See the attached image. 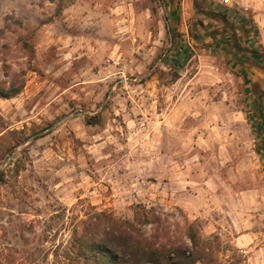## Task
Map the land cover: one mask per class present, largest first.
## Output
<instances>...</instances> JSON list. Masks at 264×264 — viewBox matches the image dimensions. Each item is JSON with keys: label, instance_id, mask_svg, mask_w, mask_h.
Returning a JSON list of instances; mask_svg holds the SVG:
<instances>
[{"label": "rangeland", "instance_id": "obj_1", "mask_svg": "<svg viewBox=\"0 0 264 264\" xmlns=\"http://www.w3.org/2000/svg\"><path fill=\"white\" fill-rule=\"evenodd\" d=\"M228 3L264 51V0ZM192 4L0 0V264H93L109 215L186 247L191 227L197 264H264V70Z\"/></svg>", "mask_w": 264, "mask_h": 264}, {"label": "trees", "instance_id": "obj_2", "mask_svg": "<svg viewBox=\"0 0 264 264\" xmlns=\"http://www.w3.org/2000/svg\"><path fill=\"white\" fill-rule=\"evenodd\" d=\"M198 2L199 0H193L192 5L199 15H204L209 19H219L226 26L218 36H220L221 40L228 39L227 44L231 58L238 62H251L264 70V51L259 46H255L254 41L251 40L257 31L252 19L245 17L243 14L230 19V14H232L231 7L207 4V7L203 9ZM164 23L166 32L170 34V47L164 54V58H167L170 49L175 50L177 46L167 21L165 20ZM201 24L203 25V23ZM239 34L248 40L247 44L242 45L240 43ZM208 36L215 40L217 35L212 31ZM180 56H183V53ZM16 92L17 89L10 90V94H15ZM250 93L252 97L250 123L258 140L256 152L264 162V90L252 88ZM0 96L7 97L4 94H0ZM91 120L95 122V116H92ZM142 210L143 224L149 223V220L156 222L159 218L153 208ZM108 219L112 224V226H109L110 232L103 233V239L91 237L86 244L87 251L93 256V264H197L199 261L198 254L201 249L197 236L192 232L191 227H188V232L186 233L190 246L186 247L170 240L168 243L160 242L159 237L161 234L158 231L147 236L140 229H135L133 224L126 220L116 221L110 215Z\"/></svg>", "mask_w": 264, "mask_h": 264}, {"label": "built area", "instance_id": "obj_3", "mask_svg": "<svg viewBox=\"0 0 264 264\" xmlns=\"http://www.w3.org/2000/svg\"><path fill=\"white\" fill-rule=\"evenodd\" d=\"M229 2V0H224V2L222 1V3L226 6L227 4H229L228 3Z\"/></svg>", "mask_w": 264, "mask_h": 264}, {"label": "crops", "instance_id": "obj_4", "mask_svg": "<svg viewBox=\"0 0 264 264\" xmlns=\"http://www.w3.org/2000/svg\"><path fill=\"white\" fill-rule=\"evenodd\" d=\"M228 5H230V4H227L226 6H228ZM219 26V25H218Z\"/></svg>", "mask_w": 264, "mask_h": 264}]
</instances>
